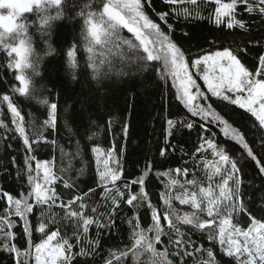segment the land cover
<instances>
[{"label": "snow or ice", "instance_id": "obj_1", "mask_svg": "<svg viewBox=\"0 0 264 264\" xmlns=\"http://www.w3.org/2000/svg\"><path fill=\"white\" fill-rule=\"evenodd\" d=\"M167 10L157 11L153 0H89L84 8L76 13L83 18L82 35L87 41L85 50L87 53H94L95 48H122L127 45L129 50L135 49L134 58H128L124 68L134 67L137 72H144L150 65L149 62L161 60L160 53L164 56V71L160 72V78L167 80L171 78L172 87L176 89L175 99L184 105L193 117H199L203 123L199 124L201 134L198 138V146L194 150L185 152L181 147L182 158L187 156L181 167L169 169L167 172L157 173L160 177H167L165 185L166 192L160 194L166 205L171 207L172 197L167 190L180 183L172 178L171 173L189 174V167L193 175L203 166L207 169L210 166L214 172L208 176L210 185L207 189L199 188L200 195L192 192L175 197L181 205H189L193 211L177 216L178 223H174L168 214L163 216L167 221V230L161 224V217L156 207L146 192V181L151 175L152 165H146L144 171L136 179L126 181L124 179L121 156L126 151L124 148L117 151L115 147L104 150L99 146L91 147V152L97 160V181L96 187H90L82 191L78 179L84 174L85 168L77 169L73 163L80 154L77 148L75 153L65 152L59 147L55 139L49 140L38 130L33 129L36 139L30 138L26 131L24 117L19 107L14 104L12 97L4 94L0 97V104H6L7 112L11 116L13 127L5 123L3 108L0 107V128L12 133L6 138L7 146L12 149V140H19L23 151L22 161L19 159L20 149H13L17 154L12 155L10 161L0 163V178L3 174L11 177L7 167L10 163L15 170L16 180L20 182V192L12 195L3 191L0 187V199L6 197L7 206L0 214V252H6L14 264H31L34 258L35 264H113L114 260L127 256L128 252H134L140 247L154 254L163 257L165 264H188L189 258H195L197 254L206 259L194 260V264H223L217 257L213 247L205 248L202 244L198 247L189 232L182 230L181 226H190L203 233L207 228H212L219 223V245L222 257H227L233 264H264V219L257 218L251 205L253 199L245 200L246 192L242 189L244 183V167L254 163L256 176L260 178V187L253 191L260 192V199L264 200V156H259L250 146L244 132L234 127L227 119L213 109L209 103L210 96L218 100L226 101L235 105L258 122L259 130H264V52L257 51V61L250 70L243 60L253 49L245 43L231 47H224L223 50L209 51L201 50L186 56L185 52L173 41L171 32L173 25L169 23L170 18L177 20L182 16L185 21L204 20L214 24L218 29H240L248 34L249 43H252L250 26L248 21L238 13V7L243 6L244 12L249 16H258L264 21V0H162ZM95 5V10L93 7ZM190 5L192 7H188ZM62 0H0V9L7 10V15H0V50L12 57L8 61L9 70H23L32 68L33 75H38L37 65L29 60L32 53L31 41L28 38V24L23 20V14L32 12L35 9L38 13L45 9L56 8L55 15H44L40 18L41 29L45 35H50L52 22L63 18ZM152 9L159 21L167 25L165 32L161 25L155 22L146 9ZM87 9V11H85ZM207 11V16L202 13ZM122 29L131 33V38H123L120 35ZM185 36L188 33H184ZM254 47H264L260 40H255ZM143 50L141 54L139 49ZM53 51L49 45V52ZM77 45L71 43L68 46L67 56L69 67L75 69ZM14 54V55H13ZM103 56V52H101ZM88 67L96 72L97 64L94 55H89ZM124 57L121 56V61ZM112 61L99 60V64ZM106 74V73H104ZM122 75L128 73L121 69ZM73 79L76 74L72 72ZM196 77L204 82L207 92L202 91L197 83ZM15 79L20 82V87H11V91L20 96L30 95L28 79L23 74H18ZM210 94V96H209ZM203 101V105L201 104ZM48 108L47 118L44 126L53 131L58 123V105L50 103L48 99L40 101ZM93 115L89 112V118ZM209 117H211L209 119ZM99 118V117H98ZM82 122L85 119L83 111L78 114ZM167 128L165 129V147L159 150V155L166 158L168 149L176 152V145L171 143L174 130L178 127H186L191 131L196 121L185 122L174 121L166 118ZM220 128L226 139L234 141L244 150L240 160L229 155L228 150L218 143L212 133V138L203 135V132L210 130L209 126ZM28 127H32L28 125ZM123 135L128 138L129 126L123 125ZM260 144L264 147V131H261ZM0 139H4L0 137ZM92 137H89L91 140ZM44 144H51L53 151L59 147L62 161L58 172L55 170V160L39 161L38 150ZM211 151L213 161H207L206 155ZM104 157H107L106 159ZM103 162L101 169L100 162ZM66 161V162H65ZM35 162V167H33ZM115 165L114 167L112 165ZM35 172V175L33 173ZM218 176L219 181L212 187L213 177ZM26 178V183H25ZM187 185L196 186L195 179L185 180ZM58 185H62L58 189ZM139 185V192H134L133 186ZM184 185H181L183 187ZM100 189V191H97ZM99 197L95 206H90L87 200ZM67 197V199H65ZM143 199L147 202V208L151 212L153 227L148 232H154V236H148L141 228L138 212L128 219L129 226L133 229L131 239L134 241L131 249L116 253L109 251L108 258L103 255L102 241L106 234L111 236L114 229H118L117 219L127 204L135 211L138 205L137 200ZM58 207L63 211L60 219L52 210ZM89 209L90 213L89 214ZM37 212L36 221L33 223L32 216ZM198 213H206L207 219L201 220ZM175 215V213H172ZM247 217V227H242L240 220L236 218ZM18 218V219H15ZM135 221V223H133ZM22 227V236L26 238L27 248L21 250L15 243L17 234L14 229ZM55 226V230L52 227ZM95 228V236L90 235L91 229ZM61 228H71V235L62 234ZM226 228L228 229L226 233ZM39 233L43 238L39 243H34L33 237ZM225 234L227 240H225ZM167 236V241L162 237ZM210 242L215 244L217 238L209 235ZM164 244L163 252H156V245ZM34 249V257L32 250ZM78 249V250H76ZM171 255L174 259H168Z\"/></svg>", "mask_w": 264, "mask_h": 264}, {"label": "trees", "instance_id": "obj_2", "mask_svg": "<svg viewBox=\"0 0 264 264\" xmlns=\"http://www.w3.org/2000/svg\"><path fill=\"white\" fill-rule=\"evenodd\" d=\"M229 2V0H225ZM89 0H62L63 18L52 22V28L46 30L50 35H45L41 29L40 18L44 15H55L56 8L50 7L44 12H37L33 9L32 12L24 13L23 20L28 24V38L31 41L32 53L29 55V60L37 65L38 75H33L32 68L22 70V74L28 79L30 95L20 96L18 93H13L11 87H20V82L15 79L18 75L16 69L9 70L7 68L8 61L12 57H8L7 53L0 50V97L8 94L12 97L24 117L26 131L30 138L36 139L33 135V129L38 130L42 135L49 140L55 139L59 147H62L65 152L75 153L77 148L80 149L79 157L73 161L77 169L84 167L85 172L78 179L79 187L82 191H87L90 187H96L97 181V164L95 155L91 152V147L99 146L102 149L115 147L117 151L124 148L126 151L121 156V165L123 168L124 179L131 181L142 174L146 165H152L150 177L146 181V192L151 200V203L156 207L158 215L161 217V224L167 230V221L163 219L165 214H168L174 223H178L177 216H183L185 213H191L193 209L187 205H181L175 197L182 196L187 190V194L196 192L199 196V188L207 189L210 185L208 176L214 172L213 167L207 169L201 168L196 171L195 176L192 173L191 166L189 174L185 177L182 173L177 175L171 173L172 178L180 181L179 184L167 190V194L172 197L171 207L166 205L161 199L160 194L166 192L165 185L168 183L167 177H160L159 172H167L169 169L181 167L184 160L188 157L182 154L180 148L185 152L194 150V146H198V138L201 134L199 127L203 123L199 117H193L187 111L184 105L180 104L175 99V88L172 87V80L169 78L167 82L160 78V72L164 71V61L161 59L155 62H149V67L144 72H137L134 67L124 68V64L128 58H134L135 49L129 50L127 45L122 48H114L111 45V51L108 48H95L94 53L89 54L85 50L87 41L85 35H82L83 18L76 15L80 9L84 8ZM153 5L157 11L167 10L162 4V0H153ZM192 7L190 5H186ZM95 10V5L93 7ZM87 11V9H85ZM149 16L162 29L167 32V25L159 21L158 17L152 9H146ZM238 13L243 15V18L248 21L252 43H249L248 34L243 33L240 29H227L226 27L217 28L214 24L204 20H189L185 21L181 16L179 20L170 18L169 23L173 25L171 38L185 52L186 56L192 57L193 54L201 52V50L216 51L222 50L224 47H231L235 50V45L243 46L248 44L253 50L247 54L243 62L250 70L257 61V51L264 52V47L256 49L254 47L255 40H260L264 44V21L258 16H249L243 10V6L238 7ZM207 16V11L202 13ZM184 33H188L187 36ZM121 37L131 38L134 40L131 33L126 29L120 32ZM71 43L77 45L75 69L69 67V58L67 56L68 46ZM49 45L53 51L49 52ZM103 52V56H101ZM142 54V48L139 49ZM89 55H94L97 64V71L88 67ZM121 56L124 60L121 61ZM112 61L111 67L108 63L99 64V60ZM121 69L126 71L127 75L121 74ZM75 72L76 78L73 79L72 72ZM106 73V74H104ZM197 83L201 86L202 91L207 92L202 80L198 77ZM210 96V94H209ZM48 99L50 103L58 105V123L55 131L46 128L44 121L47 118L48 108L40 103L41 100ZM209 103L213 109L234 127L239 128L245 133L250 146L259 156H264V147L261 146V131L258 128V122L254 117L243 109L235 105H230L226 101H221L210 96ZM203 105V101H201ZM3 108V119L9 127H13L11 116L7 112L6 104H0ZM83 111L85 119L80 121L78 114ZM89 112L93 115L89 118ZM99 117V118H98ZM166 118L174 121H196L194 128L189 131L186 127H178L174 130L171 137V143L176 145L175 153L168 149V155L163 158L159 155V150L165 147V129L167 128ZM211 117H209L210 119ZM128 124V138L125 140L123 135V125ZM31 125L32 127H28ZM210 130L203 132V135L212 138V133L215 132L214 139L224 146L230 156L240 160L243 149L234 141L226 139L220 128L210 125ZM12 133L0 128V163L10 161L12 155L17 153L13 149H20L19 159H23V151L19 140H12L13 148L10 149L5 142L6 138ZM89 137H92L89 140ZM59 147L53 151L51 144H44L37 153L38 160H55V170L59 169L62 161V156ZM207 161H213L214 157L209 151L206 155ZM66 162V161H65ZM7 167L11 172V177L8 174H3L0 178V187L3 191L12 195H18L20 192V182L16 180L15 170L8 163ZM34 167V162H33ZM2 171V170H0ZM195 179L196 186L187 185L185 180ZM219 181V177H213L212 187ZM26 183V178H25ZM181 185H184L181 187ZM260 187V178L256 176L254 163L249 162L244 167V183L242 189L247 193L245 200L253 199L251 205L254 215L259 219H264V200L260 199L261 193L255 192V188ZM62 185H58L61 189ZM134 192H139V185L133 186ZM97 191H100L98 189ZM2 195V194H0ZM67 199V197H65ZM99 201V197H94L87 200L90 206H95ZM138 208L134 211L127 204L123 205V210L119 213L117 219L118 229H114L111 236L105 235L102 241L103 255L108 258L109 251L116 253L119 256L120 252L131 249L134 241L131 239L133 229L128 224V219L132 218L137 212L140 218L141 228L148 236H154V232H148L149 228L153 227L151 212L147 208V202L139 199L135 202ZM7 206L6 197L0 199V214L4 212ZM57 214V219L63 215V211L54 207L52 210ZM175 213V215H172ZM89 214L90 209H89ZM37 212L32 216L33 223L36 221ZM201 220L207 219L206 213H198ZM18 219V218H15ZM240 220L242 227H247V217H237ZM135 223V221H133ZM182 230L189 232L192 239L196 241L199 247L201 244L205 247H213L223 264H233L227 257H222L220 253L219 239V223L212 228H207L203 233L190 229V226H181ZM55 230V226L52 227ZM228 229L226 228V233ZM17 234L15 243L23 250L27 248L26 238L22 236V227L17 226L14 229ZM62 234L71 235V228H61ZM90 235L95 236V228L91 229ZM213 235L217 238V242L213 244L209 241L208 236ZM43 237L39 233H35L33 237L34 243H39ZM167 241V236L162 237ZM225 240L227 235L225 234ZM3 242L0 237V243ZM156 252H163L164 244L156 245ZM78 250V249H76ZM206 254L201 257L199 254L195 258H189L188 264H194L195 261L206 259ZM168 259H174L171 255ZM0 264H14L13 260L9 259L6 252H0ZM33 264V259L31 260ZM98 264H103L99 261ZM113 264H165L164 258L153 252H150L146 247H140L134 252H128L127 256L121 257L119 260H114Z\"/></svg>", "mask_w": 264, "mask_h": 264}, {"label": "rangeland", "instance_id": "obj_3", "mask_svg": "<svg viewBox=\"0 0 264 264\" xmlns=\"http://www.w3.org/2000/svg\"><path fill=\"white\" fill-rule=\"evenodd\" d=\"M0 15H7V10H5V9H0ZM0 31H2V30H0ZM223 50V49H222ZM14 55V54H13ZM160 55H161V59L164 61V58H163V56H164V54L163 53H160ZM17 72H18V74H22V71L21 70H17ZM197 78L198 77H196V80H197ZM202 82H203V80H202ZM204 83V82H203ZM21 86V85H20ZM207 89V88H206ZM175 92H176V89H175ZM110 149V148H109ZM104 150H108V149H104ZM95 158H96V156H95ZM105 159L107 158V157H104ZM96 160H97V158H96ZM39 161H50V160H39ZM96 164H97V162H96ZM100 167H101V169H103V162H102V160H101V162H100V165H99ZM113 167L115 166L114 164L112 165ZM34 167H35V162H34ZM33 175H35V172L33 173ZM32 255H33V257H34V249L32 250ZM33 264H35V260H34V258H33Z\"/></svg>", "mask_w": 264, "mask_h": 264}]
</instances>
